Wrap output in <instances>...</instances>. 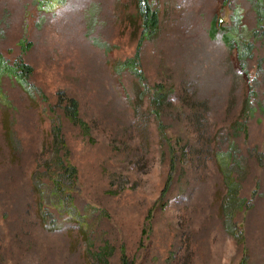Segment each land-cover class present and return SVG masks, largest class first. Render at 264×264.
<instances>
[{
	"label": "rangeland",
	"instance_id": "374dc122",
	"mask_svg": "<svg viewBox=\"0 0 264 264\" xmlns=\"http://www.w3.org/2000/svg\"><path fill=\"white\" fill-rule=\"evenodd\" d=\"M51 1L0 0L39 88L0 79V264H264V0H147L153 30L141 0ZM58 150L79 218L49 231L32 172Z\"/></svg>",
	"mask_w": 264,
	"mask_h": 264
},
{
	"label": "trees",
	"instance_id": "16d2710c",
	"mask_svg": "<svg viewBox=\"0 0 264 264\" xmlns=\"http://www.w3.org/2000/svg\"><path fill=\"white\" fill-rule=\"evenodd\" d=\"M62 1L63 0H52L50 7L54 8ZM140 2L143 5L141 11L143 12L145 30L146 28L148 30L155 29L158 26L157 13L148 7L147 0H141ZM258 20L259 23L262 24V16L259 17ZM213 30H219L216 28V24L214 25ZM224 32L223 36L230 41H233L234 39L236 40L237 36L235 29L232 32L227 30ZM240 44L246 49H239V57H242L245 53L251 51L250 49L252 48V45L250 43L245 44L243 41ZM128 62L130 63V68H132L133 71L137 73L138 78L142 80V68L139 66L138 53ZM32 72V66L26 61H19L15 66H11L8 65L0 55V79L4 74L15 77L30 95L33 91H39V88L35 86L30 79ZM157 88H161V85H158ZM145 89L155 90V87L146 85ZM64 109L71 121H78L82 127H85V124L80 120L77 100L71 98L68 99L64 105ZM156 115L159 116V113H156ZM57 131L60 130L57 129ZM32 173V186L37 192L39 216L43 227L49 231L59 229L63 226L66 218L75 221L76 216L74 213L78 216V220L79 215L76 213V207L72 201L73 198L71 195V184L75 182L77 172L74 164L69 161L67 155L60 154L58 150V152L51 157L49 163H45L44 166L40 165L38 168L34 169ZM47 175H49V177ZM53 205L56 206L53 207ZM66 209H68V211H65ZM226 225L228 226L229 231L232 232V226L228 222H226ZM122 264H128L125 257Z\"/></svg>",
	"mask_w": 264,
	"mask_h": 264
}]
</instances>
